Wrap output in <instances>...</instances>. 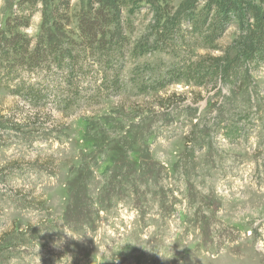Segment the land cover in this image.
I'll return each mask as SVG.
<instances>
[{
  "label": "rangeland",
  "instance_id": "obj_1",
  "mask_svg": "<svg viewBox=\"0 0 264 264\" xmlns=\"http://www.w3.org/2000/svg\"><path fill=\"white\" fill-rule=\"evenodd\" d=\"M149 1L0 0V264H264V0Z\"/></svg>",
  "mask_w": 264,
  "mask_h": 264
},
{
  "label": "trees",
  "instance_id": "obj_2",
  "mask_svg": "<svg viewBox=\"0 0 264 264\" xmlns=\"http://www.w3.org/2000/svg\"><path fill=\"white\" fill-rule=\"evenodd\" d=\"M57 0H41V3L44 5L45 8V21L48 22H55V24H53L54 28H58V20H61V11L59 10L60 7V1L59 3L56 2ZM132 0H98V3H101V5L103 6L102 9L99 10H104V15H105V19L109 22H113L115 29H119L120 27V20L118 18V10L121 8V5L127 4V3H131ZM56 2V3H55ZM134 2V1H133ZM132 2V3H133ZM150 2H153L152 5H156L154 2H156L155 0H150ZM186 4L187 2L184 1ZM189 4V3H188ZM133 4H131L132 6ZM192 4L189 5H180L177 10L170 16L168 15V12L166 10V8H162L160 5H156L155 8H153L152 6V11L154 12V21L153 24L156 25L155 27H152V29H157L160 24V22H164L165 25H163L162 27L164 29H162L161 33H165L168 31L166 30L169 27H173L174 25H176V21L178 18L181 19V15H184L188 9L191 7ZM183 6V7H182ZM133 9V8H132ZM98 12L94 11L93 13H91V10L88 9V11L85 13V16L87 15H93ZM167 13V14H166ZM59 16H57V15ZM55 32H57L55 35L51 34L50 32H47L45 35V40H46V45H56V44H60L61 42V37L63 36L62 31L59 30H55ZM166 33V34H167ZM158 34V33H157ZM116 39H119V36L116 35ZM252 38H248L247 42L245 43L246 46H244V48L246 50H242L241 54L244 52H249L250 51V47H252V43L253 41H251ZM59 41V42H58ZM48 43V44H47ZM147 44V41L144 43ZM45 47V46H44ZM154 47V46H153ZM102 50V49H101ZM104 50V49H103ZM101 51V53H104V51ZM60 51V50H59ZM240 52L239 50L237 51V53ZM62 53V51H61ZM60 53H58L59 55Z\"/></svg>",
  "mask_w": 264,
  "mask_h": 264
}]
</instances>
